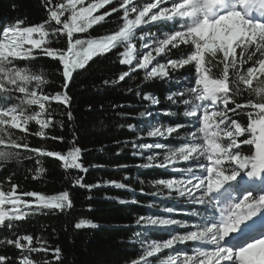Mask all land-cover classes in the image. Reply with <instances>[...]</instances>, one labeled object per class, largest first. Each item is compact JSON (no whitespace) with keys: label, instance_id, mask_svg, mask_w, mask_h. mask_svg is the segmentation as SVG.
I'll list each match as a JSON object with an SVG mask.
<instances>
[{"label":"snow or ice","instance_id":"6c2138e0","mask_svg":"<svg viewBox=\"0 0 264 264\" xmlns=\"http://www.w3.org/2000/svg\"><path fill=\"white\" fill-rule=\"evenodd\" d=\"M44 8L47 16L40 24L26 25L18 19L0 26V166L29 159L24 154L30 153L56 158L65 169L87 171L79 147L61 153L33 147L27 137L48 138L46 130L54 123L48 106L70 105L67 89L74 73L86 70L96 56L115 50L127 68L116 79L104 80L105 85L141 71L145 81H167L191 66L190 86H180L166 97L183 106L187 123L164 124L146 110L140 116L147 128L137 140L146 136L154 142H132L133 154L148 161L138 167H171L180 174L153 181L161 191L152 195L166 192L169 199H183L191 206V220L138 217L134 225L144 231L136 232L140 251L129 264H264V223L257 227L253 219L264 213V0H44ZM114 14L119 18L115 30L98 37L76 36L102 26ZM59 36L66 38L65 48L51 46L49 37ZM40 56L59 63L64 81L60 91L46 92V74L30 67ZM143 99L151 105L160 103L152 93H144ZM160 114L173 113L164 109ZM67 115L71 119L72 113ZM242 115L246 121H241ZM32 123L36 132L29 128ZM246 145L252 146L248 154L243 151ZM180 164L183 167H177ZM45 171L36 169L32 178ZM245 177L260 183L250 185ZM7 183L5 189L0 182V227L12 229L14 222L41 209L64 212L73 206L67 190L53 195L23 191L11 176ZM106 183L128 188L117 181ZM74 186L91 190L100 184L87 185L81 177ZM236 192L242 198L237 199ZM97 226L86 219L74 224L75 229ZM161 227L173 230L168 238L153 240L147 234L148 229ZM33 241L31 234L16 235L0 240V245L21 253L16 264H49L30 255L41 253H50L54 264H63L59 246L37 239L39 246L34 247ZM11 260L0 255V264Z\"/></svg>","mask_w":264,"mask_h":264},{"label":"trees","instance_id":"16d2710c","mask_svg":"<svg viewBox=\"0 0 264 264\" xmlns=\"http://www.w3.org/2000/svg\"><path fill=\"white\" fill-rule=\"evenodd\" d=\"M46 16L44 0H0V26L18 19L23 20L26 25H36L44 21ZM118 19L114 14L102 26L97 25L87 33L76 36H103L115 30ZM152 31L159 34L155 28ZM49 39L53 47L65 48L67 45L64 36ZM172 58H175V50ZM30 67L46 74L49 81L45 87L46 92L61 90L64 81L57 61L40 56ZM126 70V66L119 63L115 50L104 56H96L89 61L86 70H81L79 74L74 73L73 81L67 89V94L71 97L70 105L65 107L63 104L52 103L48 106L54 120L53 126L46 130L48 138L42 139L34 135L27 137L33 147L61 153L79 147L80 162L87 169L86 172L65 169L56 158L30 153L24 154L29 156V159L0 166V182H4L5 189L9 187L7 178L11 176L12 182L19 184L23 191L53 195L67 190L71 194L73 204L71 209L64 212L41 209L30 213L26 219L14 222L12 229L0 227V240L31 234L34 237V247L39 246L37 239L47 241L51 247L59 246L62 249L63 264H129L140 251L135 243L139 239L136 232L144 231L134 225L138 217L170 216L171 213L163 211L164 208L170 207L177 212L175 218L186 222L191 220V206L183 199H169L166 192L152 195L153 192L161 191L153 181L179 177L180 174L171 171V167H138L148 161L145 157L133 154L136 149L133 148L132 142H154L146 136L137 140L147 128L148 122L140 116V113L146 110L157 114L155 120L164 124L187 123L189 118L183 115V106L173 105L166 97L180 86H190L193 69L191 66L180 69L167 81H145L141 71L116 85L103 83L106 79H116ZM144 93H152L158 97L159 105H151L143 99ZM164 109H171L173 114H160ZM68 112L72 113L71 119L68 118ZM240 119L246 121L243 115ZM129 125L136 127L130 129ZM29 128L31 132L38 130L35 123L30 124ZM51 137H63V140ZM251 148L250 145L243 146L244 153H250ZM144 151L146 156L148 152ZM160 159L153 161V164H158ZM123 165L126 167H118ZM41 167L46 171L38 179H33L36 169ZM81 177L87 185L99 183L100 186L91 190L74 186V181ZM107 181L124 183L128 188H118L107 184ZM133 200L139 203H133ZM80 219L90 220L98 226L75 229L74 224ZM147 234L153 240H164L169 235L156 228L148 229ZM0 255L11 257V264H16L21 253L12 246L2 244ZM30 255L37 262L48 261L49 264H54L50 253Z\"/></svg>","mask_w":264,"mask_h":264},{"label":"rangeland","instance_id":"374dc122","mask_svg":"<svg viewBox=\"0 0 264 264\" xmlns=\"http://www.w3.org/2000/svg\"><path fill=\"white\" fill-rule=\"evenodd\" d=\"M178 166H179V165H177V167H178ZM245 180H247L248 183H249L250 185H251V182L253 183V181L248 180L247 177H245ZM257 181H258V180H257ZM235 195H236L237 199L242 198L241 192H236ZM176 213H177V212L174 211L173 213H171L170 216H172L173 218H175V217H176V216H175ZM263 215H264V213L258 215L257 217L261 218L260 220H263V219H264V218L262 219V217H264ZM254 218H256V217H254ZM254 218H253V219H254ZM175 219L180 220V221H184V220L179 219V218H175ZM249 222H250V221H248V223H249ZM257 226H258V225H257ZM156 229H159V230H161V231L167 232L168 234H170V233L173 231L172 229H167V228H163V227H161V228H156ZM175 231H183V229H175ZM233 235H234V234H233ZM167 238H168V237H167ZM182 247H183V246H182ZM185 247L188 248V246H185Z\"/></svg>","mask_w":264,"mask_h":264},{"label":"bare ground","instance_id":"6f19581e","mask_svg":"<svg viewBox=\"0 0 264 264\" xmlns=\"http://www.w3.org/2000/svg\"><path fill=\"white\" fill-rule=\"evenodd\" d=\"M257 181V180H256ZM256 181H253V183L251 182V184H255V182ZM261 218H256L254 221H255V223H256V226L257 225H260L262 222L264 223V219L263 220H260ZM253 222L252 221H250L248 224H252ZM234 235H238V234H236V233H234Z\"/></svg>","mask_w":264,"mask_h":264}]
</instances>
